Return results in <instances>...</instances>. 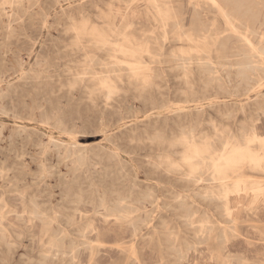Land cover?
Instances as JSON below:
<instances>
[{
	"label": "rangeland",
	"instance_id": "1",
	"mask_svg": "<svg viewBox=\"0 0 264 264\" xmlns=\"http://www.w3.org/2000/svg\"><path fill=\"white\" fill-rule=\"evenodd\" d=\"M15 1L5 3L0 0V212L3 213L0 227L10 244H0V264H44L46 254H50L54 264H60V259L71 257V249L67 255L49 253V236L45 233L41 239V234L45 229L51 232L65 230L64 244L68 248L72 239H85L78 238L77 229L84 230V224L90 220L94 221L101 234L85 229L89 243L80 242L79 257L74 264H121L125 255L120 247L123 240L117 235L119 228L113 222L105 221L104 206H98L96 197L92 198L95 187L89 182L93 180L101 184L99 194L112 188L114 176H117L116 187L120 194L125 193L127 185L124 184L135 180L145 188L149 182L145 171L161 154L152 145L154 133L151 128L158 127L170 136L171 129L179 121L175 108L184 100V94L180 92L183 86L181 70L171 67L165 56L161 57L162 62L152 63L160 75L151 89L159 88L161 91L157 96L164 93L167 106L172 107L162 114L157 109L149 110L143 97L125 81L118 82L121 90L111 97H106V90L91 97L84 91L90 76L83 73L86 50L73 44L72 27L83 16L100 21L96 18L99 11L107 12L110 7L123 9L129 0ZM189 1L173 0L180 17L177 20L185 24V29H208L213 20L217 28L224 29V20L203 0L198 7V22L195 20L193 24L195 10ZM133 2L140 5L143 15L136 31L144 35L160 32L157 21L148 18L147 1ZM259 7L264 15V0ZM21 11L26 12L22 14ZM175 20H170L168 29H176ZM76 77L85 80L72 86L71 81ZM192 79L195 81L196 97H201L204 77L195 71ZM237 84L235 78L228 86L230 94H221L220 100L227 102L221 106L226 115H220L208 100L202 101V105L192 103V112L201 114L198 130L211 133L214 131L213 124H217L239 134L242 123L248 124L250 119H255V124L264 133V110L257 109L258 102L263 106V98L257 99L252 94L248 100L240 95L239 87L235 88ZM45 85H49V93L44 91ZM214 93L215 88L207 94L212 96ZM147 94L143 93L144 96ZM131 135L135 136L134 141L128 142ZM137 141L141 146L133 147ZM68 146L74 151H68ZM181 151L182 148H179L175 155L179 157ZM80 156L85 158L81 165L78 164ZM257 175L264 179V174ZM73 180H79L80 184L66 186L65 181ZM138 189L141 188L136 186ZM159 195L161 206L158 210L156 203L152 202H146L145 208L154 215H162L169 226L186 236L188 231L180 217L181 209L165 206L172 194L160 191ZM115 196L116 193L107 196L111 205ZM31 200L39 207H30ZM193 208L197 209L195 218H200L205 207ZM43 215L50 217L51 223L46 225L41 218ZM260 215L264 217V208L260 210ZM71 216H74L75 222L68 221ZM214 218H217L216 214ZM247 218V214L241 212V220L244 221L239 223V229L256 242L259 235L248 229L250 222ZM0 238H3L1 231ZM128 240L129 237L125 239ZM138 248L128 258L129 264H138L151 252L156 256L159 243L153 240L149 246L142 244ZM247 255V264H260L254 253ZM173 260V256H168L164 264H171Z\"/></svg>",
	"mask_w": 264,
	"mask_h": 264
},
{
	"label": "bare ground",
	"instance_id": "2",
	"mask_svg": "<svg viewBox=\"0 0 264 264\" xmlns=\"http://www.w3.org/2000/svg\"><path fill=\"white\" fill-rule=\"evenodd\" d=\"M133 1L129 0L123 9L110 7L107 12L99 11L96 18L100 21L83 16L72 27L73 44L86 50L83 73L90 76L87 77L84 91L91 97L101 90H106V97H111L121 90L118 82L125 81L143 97L149 110L157 109L162 114L172 107L167 106L164 93L157 96L161 91L159 88L151 89L160 75L152 63L162 62L161 57L165 56V61L171 63V67L181 70L183 78L180 92L184 94V100L175 108L179 121L171 129L170 136L158 127L151 128L154 133L152 145L161 154L145 171V178L149 181L145 188L135 180L124 184L127 185L123 187L125 193L120 194L116 187L117 176H114L112 188L99 194L101 184L93 180L89 182L90 186L95 187L92 198L95 196L98 206H104L105 221L113 222L119 228L117 235L123 240L120 247L125 255L121 264H129L131 254H135L142 244L149 246L153 240L159 243L157 255L151 252L138 264H164L168 256L174 257L171 264H247L249 253H254L259 263L263 264L264 217L260 215V210L264 208V179L257 174H264V133L255 124V119H250L248 124L242 123L239 134L217 124H213V132H203L198 130L201 114L192 112L191 108L192 103L202 105V101L208 100L220 115H226L221 106L227 102L220 100L221 94H230L228 86L235 78L238 80L235 88L239 87L241 96L250 100L256 95L257 99L262 97L264 100V15L259 7L262 0H203L224 20V29L217 28L215 20L208 29H185V24L177 20L180 17L173 0H146L148 18L157 21L161 28L160 32L153 31L154 35L136 31V25L141 23L143 15L140 5ZM189 2L194 6L192 22L195 24L200 17L198 7L201 0ZM171 19H176L175 30L168 29ZM96 65L100 68H95ZM195 71L204 77L201 97H196L195 81L192 79ZM82 80L85 79L76 77L71 85ZM214 88L215 93L208 95ZM43 89L47 93L50 91L49 85ZM144 92L148 94L144 96ZM257 104V109L264 110V104ZM134 137L131 135L128 142L134 141ZM139 146L141 144L137 141L133 147ZM66 148L74 151L72 147ZM179 148L182 151L178 157L175 154ZM78 158L79 165L85 162L84 156ZM65 184L72 187L79 185L80 181H65ZM136 186L141 189L136 190ZM160 191L172 194L165 206L181 209L180 217L188 231L186 236L169 226L162 215H154L145 208L146 202H152L159 209ZM109 193H116L113 205L107 199ZM30 207L39 206L31 200ZM193 207H205L200 218H195L197 209ZM76 210L79 211L77 207ZM136 211L139 214L134 215ZM243 211L249 217L246 219L250 222L248 229L259 235L256 242L239 229V223L244 221L241 220ZM215 214L217 218H214ZM0 216L3 217V213L0 212ZM41 218L46 225L51 223L50 217L43 215ZM68 221H74V216L69 217ZM84 225L85 229L101 234L93 220ZM85 229H77L78 238L85 239H72L68 248L64 244L67 232L63 229L52 232L45 229L41 239L45 233L48 234L49 253L67 255L71 249V257L60 259V264H74L79 257L80 242L89 243ZM0 231L3 232L0 244H9L4 238L2 226ZM128 237L129 240L125 241ZM243 244L245 247H242ZM50 258V254H46L44 264H54Z\"/></svg>",
	"mask_w": 264,
	"mask_h": 264
}]
</instances>
